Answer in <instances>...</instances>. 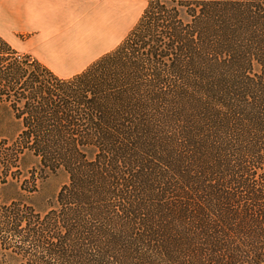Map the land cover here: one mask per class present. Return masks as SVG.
<instances>
[{
  "label": "trees",
  "instance_id": "16d2710c",
  "mask_svg": "<svg viewBox=\"0 0 264 264\" xmlns=\"http://www.w3.org/2000/svg\"><path fill=\"white\" fill-rule=\"evenodd\" d=\"M146 1L68 78L0 37V264L264 261V0Z\"/></svg>",
  "mask_w": 264,
  "mask_h": 264
},
{
  "label": "crops",
  "instance_id": "0c3cea01",
  "mask_svg": "<svg viewBox=\"0 0 264 264\" xmlns=\"http://www.w3.org/2000/svg\"><path fill=\"white\" fill-rule=\"evenodd\" d=\"M109 3L105 20L98 11L102 25L94 32L88 29L90 6L95 5L91 0H0V37L56 76L68 78L114 49L127 33L128 12Z\"/></svg>",
  "mask_w": 264,
  "mask_h": 264
},
{
  "label": "rangeland",
  "instance_id": "374dc122",
  "mask_svg": "<svg viewBox=\"0 0 264 264\" xmlns=\"http://www.w3.org/2000/svg\"><path fill=\"white\" fill-rule=\"evenodd\" d=\"M91 2L95 3V5L90 6L91 8H94L93 11H100L101 14H103V17H105L106 10H109V8L112 7V5L109 2H112L116 4L117 7L122 8L123 10H126L128 12V31L132 28V26L135 24L137 19L142 14V11L147 5L146 0H91ZM99 13V14H100ZM135 16V18H134ZM81 18V17H79ZM135 20V22H131L132 20ZM91 19V16L88 18ZM134 23V24H132ZM126 33V34H127ZM125 34V36H126ZM124 36V37H125ZM6 115L5 112L0 108V116ZM66 180V177L62 174L54 175V174H48L46 179H44L39 188V192L37 195H34L33 203L37 209H43L45 208V204L48 200L52 199L54 194L57 193L60 185ZM0 261L1 255H0Z\"/></svg>",
  "mask_w": 264,
  "mask_h": 264
},
{
  "label": "bare ground",
  "instance_id": "6f19581e",
  "mask_svg": "<svg viewBox=\"0 0 264 264\" xmlns=\"http://www.w3.org/2000/svg\"><path fill=\"white\" fill-rule=\"evenodd\" d=\"M98 11H93L92 15H91V19H89V23H88V29L89 30H94V32H97V29L99 27H101L102 25V21L100 20V14ZM104 20L106 17H103ZM82 20L83 18H78V28H82Z\"/></svg>",
  "mask_w": 264,
  "mask_h": 264
},
{
  "label": "snow or ice",
  "instance_id": "6c2138e0",
  "mask_svg": "<svg viewBox=\"0 0 264 264\" xmlns=\"http://www.w3.org/2000/svg\"><path fill=\"white\" fill-rule=\"evenodd\" d=\"M261 264H264V261H261Z\"/></svg>",
  "mask_w": 264,
  "mask_h": 264
}]
</instances>
